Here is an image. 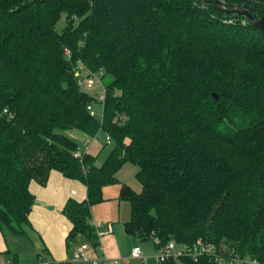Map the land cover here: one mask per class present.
<instances>
[{
	"label": "trees",
	"instance_id": "trees-1",
	"mask_svg": "<svg viewBox=\"0 0 264 264\" xmlns=\"http://www.w3.org/2000/svg\"><path fill=\"white\" fill-rule=\"evenodd\" d=\"M218 1L264 20V0H0L1 231L27 236L30 186L57 172L84 189L62 209L66 247L79 237L101 246L112 228L99 224V238L91 208L117 185L130 207L123 232L149 243L154 259L170 241L201 240L225 264H264V28ZM79 62L111 78L101 122L78 87ZM73 130L110 138L101 165L74 157L79 145L63 134ZM125 164L140 192L116 177Z\"/></svg>",
	"mask_w": 264,
	"mask_h": 264
},
{
	"label": "crops",
	"instance_id": "crops-1",
	"mask_svg": "<svg viewBox=\"0 0 264 264\" xmlns=\"http://www.w3.org/2000/svg\"><path fill=\"white\" fill-rule=\"evenodd\" d=\"M73 132L74 136L72 139H74L79 146H84L89 139L93 138L92 144L87 145L86 154L98 156L99 153L102 152L103 146L96 142L98 134L95 137H87L81 132ZM118 190L119 186L117 185L114 188L113 186H108L103 189V195L106 201L111 199L114 202H117L120 211V218H123L126 215L123 220L119 219L123 224L129 220L130 207L126 202L117 201L116 197L118 195ZM30 191L34 196V203L29 216L31 227L25 228V231L27 232L26 237L15 236L7 231L0 230V262L3 264H7L8 261H12L15 264H42L41 262H37V256L39 254L42 256L43 250L46 249L47 253H43L44 255L42 256L43 258L45 257L44 263L64 264L69 261L70 254L73 252L75 253L77 248L85 243V241L79 237L66 247L65 238L69 230V223L62 214L64 204L69 198H71L72 192L76 193V197H82L84 195L83 186L76 181L64 178L57 172H51L45 185L41 186L32 183ZM98 224L102 226L110 224L112 228L110 234H105L100 239L104 255L108 258L117 259V264H156L154 259L155 254L152 253L146 256L143 248L138 244V241L126 234L124 235L128 238L131 245L127 246L125 249L121 248L119 251L113 240L109 238L114 232L113 223L101 222ZM108 239H110V243H112L111 249H107L104 245V241ZM146 244L152 247L149 243H145V245ZM135 247L140 248L142 253L141 259L131 258V250ZM6 251L10 252L9 257L5 255ZM88 252L90 254L89 257L101 258L103 255V252L99 249H93ZM14 254L15 257L13 258Z\"/></svg>",
	"mask_w": 264,
	"mask_h": 264
},
{
	"label": "built area",
	"instance_id": "built-area-1",
	"mask_svg": "<svg viewBox=\"0 0 264 264\" xmlns=\"http://www.w3.org/2000/svg\"><path fill=\"white\" fill-rule=\"evenodd\" d=\"M75 78L77 80L78 87L81 88V90L89 94L90 96L94 97L95 104H89L87 106V111L89 112L90 116H96L97 111L95 110L96 105H98L101 114L103 112L104 102H105V86L101 78V74L91 73L89 72L85 66L79 62L76 71H75ZM97 87L100 88V93H96ZM91 140V139H89ZM89 140L85 143L84 146H79L77 150L74 153L75 158L82 159L83 155L86 154V148L89 143ZM105 141L107 144H110V138L105 137ZM95 231L97 232L99 238L105 234L100 232L101 226L99 224L94 223L93 224ZM107 232H111V226L107 225L106 227ZM90 246L87 243L81 244L76 252L73 255V260L71 261V264H116L117 260L110 259L106 255H104V251L102 246H99L97 249H99L101 252H103V255L101 258L98 257H89L88 251L90 250ZM142 253L139 248H134L131 251V258L132 259H141ZM190 257L192 260H197L201 256H206L209 259L213 258L215 259L217 264H225L223 260H221L213 247L208 245L207 243H204L201 240L196 241L191 246H183V245H177L174 241H170L165 247L160 248L158 250V253L155 256V262L156 264H162L168 258H180V257ZM255 264V262H252ZM0 264H3L0 262ZM7 264H12L10 261L7 262Z\"/></svg>",
	"mask_w": 264,
	"mask_h": 264
},
{
	"label": "rangeland",
	"instance_id": "rangeland-1",
	"mask_svg": "<svg viewBox=\"0 0 264 264\" xmlns=\"http://www.w3.org/2000/svg\"><path fill=\"white\" fill-rule=\"evenodd\" d=\"M64 25V17L62 16L61 20L57 23L56 29L61 30ZM111 80L110 77L106 76L103 78V83H108ZM100 88L97 87L96 93L99 94ZM95 110L98 112L96 115V119L101 122L102 120V114L98 107L96 105ZM74 131V130H73ZM73 131H65L63 134L68 136L69 138H72L74 136ZM93 138L89 140V144H92ZM96 142L101 144L102 147V152L99 153L98 157L96 158V165H101L102 162L104 161L105 157L108 155V152L110 151V145L106 143L105 141V136L104 133L99 132L98 136L96 137ZM82 146V145H81ZM137 168L131 164H125L117 173L116 177L118 180L121 182L125 183L127 186H129L133 191L140 192L141 191V186L139 182L135 178V173H136ZM116 185H113V188ZM119 207L117 202H114L111 199H108L107 201L105 200L103 203L95 205L91 208V223H108L111 222L114 225V232L111 234L109 238H111L116 246V248L120 251L121 248H126L127 246H130L131 243L128 240V238L124 235V232L122 230V222L120 220H123V218L119 217ZM122 214V213H121ZM120 219V220H119ZM107 238V237H106ZM141 248H143L144 254L150 255L152 253L155 254L154 248L148 246L145 243H138ZM104 245L106 246L107 249L112 248V243H110V239L104 241ZM93 249L90 248L89 251H92ZM75 251V250H74ZM73 253L70 254V259L69 261H72ZM72 255V256H71ZM88 255L89 252H88ZM127 264V263H126Z\"/></svg>",
	"mask_w": 264,
	"mask_h": 264
},
{
	"label": "water",
	"instance_id": "water-1",
	"mask_svg": "<svg viewBox=\"0 0 264 264\" xmlns=\"http://www.w3.org/2000/svg\"><path fill=\"white\" fill-rule=\"evenodd\" d=\"M218 10L226 13L228 16L232 17H243L249 24H252L255 27L264 28V20L257 19L252 15L253 8L248 5H230L226 7L225 1H218L216 6Z\"/></svg>",
	"mask_w": 264,
	"mask_h": 264
}]
</instances>
